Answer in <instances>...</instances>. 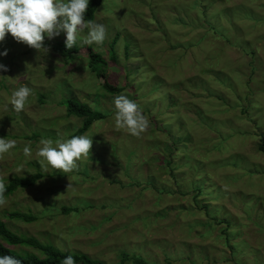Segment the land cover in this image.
Returning <instances> with one entry per match:
<instances>
[{
	"label": "rangeland",
	"instance_id": "374dc122",
	"mask_svg": "<svg viewBox=\"0 0 264 264\" xmlns=\"http://www.w3.org/2000/svg\"><path fill=\"white\" fill-rule=\"evenodd\" d=\"M93 21L106 38L92 47L121 92L102 87L85 48L71 62L55 51L64 33L45 39L44 55L11 34L0 43L8 50L0 56L8 66L0 137L16 141L0 157V177L7 184L44 173L5 196L0 221L102 264L118 262L120 250L151 264H264V0H103ZM24 85L32 96L16 112L11 94ZM119 95L149 120L139 137L115 126ZM70 98L111 112L82 134L92 149L64 173L36 152L42 139H67L81 127L67 113Z\"/></svg>",
	"mask_w": 264,
	"mask_h": 264
},
{
	"label": "clouds",
	"instance_id": "9594fccd",
	"mask_svg": "<svg viewBox=\"0 0 264 264\" xmlns=\"http://www.w3.org/2000/svg\"><path fill=\"white\" fill-rule=\"evenodd\" d=\"M90 0H0V43L6 36H11L46 54L49 48L44 44L45 39H53L64 33L67 49L74 48L80 34L87 30V36L79 41L85 45L103 44L106 38L105 25L93 20H86ZM7 49L0 51V56H6ZM8 66L0 62V72H7ZM32 89L20 86L11 94L10 104L16 112L24 110ZM115 126L125 129L133 136L139 137L144 133L149 120L143 114L140 105L126 95L114 98ZM7 107V105H5ZM93 146V139L88 135H73L67 139H42L36 155L43 157L51 168L70 173L79 167L82 157H87ZM16 147L15 140L0 137V157ZM23 155L30 157L32 148L25 145ZM20 171L24 170L22 167ZM7 185L4 177H0V205L5 201ZM0 264H23L11 255L0 256ZM62 264H76L72 255L63 258Z\"/></svg>",
	"mask_w": 264,
	"mask_h": 264
},
{
	"label": "trees",
	"instance_id": "16d2710c",
	"mask_svg": "<svg viewBox=\"0 0 264 264\" xmlns=\"http://www.w3.org/2000/svg\"><path fill=\"white\" fill-rule=\"evenodd\" d=\"M103 0H90L87 13L85 15L86 20H94L96 9L102 4ZM119 39V34L116 35L114 43ZM113 43V44H114ZM55 51L63 55L67 61L74 59L76 54L80 53L82 48H85L87 53L90 55L89 67L92 72L96 74L97 79L102 80V87L111 93L121 92L124 88L114 84L112 81L107 79V67L101 53L94 50L92 45L85 46H74L72 49H67L64 42H60L53 46ZM126 50L128 45L125 46ZM128 52V50L126 51ZM128 54V53H127ZM114 57V56H113ZM73 61V60H71ZM70 61V62H71ZM111 111L100 109L99 107H92L88 102L70 98L67 100V113L68 115H75L83 120L81 127L77 128L73 135H82L94 122L104 119L110 114ZM166 159L164 158V161ZM170 164V161L168 162ZM44 173L35 172L34 174L26 177L16 176L9 183H7L6 195L12 194L20 186L29 187L35 185ZM200 191V188L197 189ZM1 206V205H0ZM65 207V206H64ZM9 217H18L24 221L30 222L36 219V216L32 213H23L20 211H12L8 213ZM1 220V219H0ZM212 219V223H213ZM223 234L228 239L227 229H223ZM11 245L26 246L39 250L40 254L36 253H21L13 248ZM11 255L23 262V264H62L63 258L72 255L76 260V264H102L100 260L93 259L91 256L81 252L62 251L56 246L40 241L34 236H24L13 232L5 222L0 221V256ZM118 258L120 260L114 264H125L131 262L134 264H151L143 258L142 255L136 253H129L127 251L120 250L118 252Z\"/></svg>",
	"mask_w": 264,
	"mask_h": 264
}]
</instances>
